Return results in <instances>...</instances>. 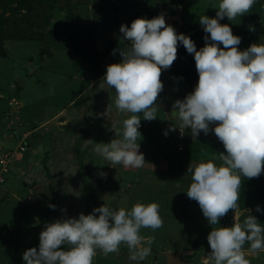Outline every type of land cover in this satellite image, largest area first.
I'll use <instances>...</instances> for the list:
<instances>
[{
	"label": "rangeland",
	"instance_id": "1",
	"mask_svg": "<svg viewBox=\"0 0 264 264\" xmlns=\"http://www.w3.org/2000/svg\"><path fill=\"white\" fill-rule=\"evenodd\" d=\"M219 2L0 0V133L3 136L0 155L16 151L7 178L0 182V264H24L23 253L29 248H39V234L45 224L78 218L81 213L87 215L104 203L113 209L129 210L137 202L159 205L163 226L155 231L141 229L142 236L154 237V241L150 256L139 264H202V258L211 252L207 236L212 228L242 223L250 214L264 226V172L258 178H241L237 213L229 210L217 225H210L198 203L187 197L186 191L192 182L191 175L187 174L190 162H206L225 149L223 146L212 153L207 146L198 152L203 157L193 152L190 158L185 152L178 154L174 150L181 151L179 147H185V137L183 142L172 143V150H164L157 135L149 136L153 130L151 135L165 132L172 118L166 112L169 106L162 105V99L170 96L165 89L158 96V118L152 120L154 122L141 119L142 138L137 143L145 158L143 167L111 165L93 151L94 143L87 142L91 139L96 143H109L115 138V130L122 132L123 120L131 115L116 109L115 90L102 80L107 66L122 59L119 51L113 53L114 49L127 44L122 40L120 26L130 27L137 18L152 19L163 14L166 24L177 34L189 36L199 50L205 46L204 37L209 35L203 31L199 16L214 18ZM220 23L228 24L233 34L241 37L238 45L241 51L253 43L264 44V0H256L249 13L233 21L225 17ZM249 25H253L255 31H250ZM63 56L66 57L64 64L63 60H56ZM44 71L55 72L60 78L63 75L75 77L78 82L74 87L78 92L69 98L58 95L54 102L48 99L50 93H55ZM166 77L178 83L199 79L194 54H189L182 44L178 46L177 59L172 66L162 69L161 81ZM67 83L65 78L60 86ZM32 96L37 98L35 102L40 108L29 111L31 116L26 119V102L29 103ZM72 105L79 106L80 116L87 107L95 108V105L105 109L110 105L111 112L116 113L110 112L104 117L96 109L97 112L84 117L85 123L77 125L70 112L78 108ZM39 111L41 119L33 118ZM97 118L102 122L96 133L92 125ZM109 130L111 136L108 137ZM171 136H180V132L171 131L165 137ZM199 136L203 140L217 138L211 131L208 135L201 132ZM22 145L25 147L21 148ZM215 163L221 162L216 160ZM101 172L106 173V177L100 176ZM50 204L55 205V209L50 208ZM257 206L261 211H256ZM249 248L246 243L245 257L250 264H264V251L253 253ZM93 264L137 262L129 259L127 247L121 245L118 254L111 253L107 257L98 251Z\"/></svg>",
	"mask_w": 264,
	"mask_h": 264
},
{
	"label": "clouds",
	"instance_id": "2",
	"mask_svg": "<svg viewBox=\"0 0 264 264\" xmlns=\"http://www.w3.org/2000/svg\"><path fill=\"white\" fill-rule=\"evenodd\" d=\"M255 3L220 0L214 18L199 16L203 31L209 34L199 50L189 36L177 34L167 25L163 14L137 18L130 27L121 25L119 32L127 44L113 53L119 51L122 59L107 66L102 80L115 90L116 109L131 115L123 120L122 132L115 130V138L109 143L87 140L111 165L143 167L145 158L137 143L142 138L141 119L157 118L158 96L164 87L162 69L172 66L182 44L194 54L199 79L193 92L172 104L171 112L179 123L171 124L164 135L179 129L183 136L187 129L196 140L201 132L208 135L211 131L222 142L225 152L206 162H190L187 168L192 181L187 197L198 203L210 225L219 224L229 210L237 213L242 177L250 180L264 172V44L253 43L241 51V37L234 35L228 24L220 23L225 17L233 21L249 13ZM248 27L255 31L253 25ZM110 112L108 105L99 115L107 117ZM256 211H261L259 206ZM162 226L157 203L137 202L130 210L113 209L104 203L87 215L45 224L39 234V248L27 249L22 258L24 264H93L98 251L107 257L118 254L124 245L129 259L139 264L150 256L154 241V237L142 236L141 229L155 231ZM207 241L211 252L202 258V264H250L244 245L248 243V251L253 253L264 251V226L250 214L242 223L212 228Z\"/></svg>",
	"mask_w": 264,
	"mask_h": 264
},
{
	"label": "crops",
	"instance_id": "3",
	"mask_svg": "<svg viewBox=\"0 0 264 264\" xmlns=\"http://www.w3.org/2000/svg\"><path fill=\"white\" fill-rule=\"evenodd\" d=\"M64 59H66V57L64 58V56H63L62 58H58L56 60H60L59 62H62V60H63V64H64ZM47 70L50 71V70H53V69H47ZM44 73L47 76V78L51 81L50 83L52 84L53 92L55 93L53 95L50 93L49 96H47V98L48 99L51 98L50 100H53V102L58 100V95H60L61 98H64V97H68L69 98V97H72L75 92H78L76 90L77 88L74 87V83L78 82L75 77H71V76L68 77V75H63V78H60V77H57V74L55 72H53L54 74H48L46 71H44ZM166 76H168V74ZM65 78H66V81H68L69 83H67V85L64 86V87H61L60 86V82L62 80H64ZM165 79H164V82L162 80V83H163V86H164L163 90L165 89V93L169 94L170 96L166 97V99H162L163 102L162 101L161 102H162V105H164L163 104L164 102H167V105L169 107H168V110L166 112L169 113L168 116H170V118L172 117L169 120V125H167V127L165 126V129H168L171 124L178 126V123H179L178 119L171 112L172 104L177 99H181L182 100L187 94L193 92L195 87H196V85H197V83H198V80H193L192 81V79H190V80H185V81H182V82L178 83V82L173 81L170 77H166ZM171 90H173L174 92H170ZM33 92L36 93L37 89H35ZM36 99L37 98L32 96V98L29 100V103L26 102L27 103V107H28V116L26 117V119H29L28 117L31 116V114H29V111H31V112L34 111L35 112L37 109L40 108V105L38 104V102H35ZM46 105H47V103H46ZM72 106H73V108L74 107L78 108L77 110L71 109L72 111L70 112V114L72 116V121L75 122L77 125H79V124L81 125L83 122L85 123L86 121H84V117H88L89 114L97 112L96 109L98 110L99 113H103L106 110L105 108H102V106H100V105H95L96 106L95 108L87 107V111L82 116H80L79 112H78V111H80L79 106H76V105H72ZM164 106L166 107V105H164ZM39 113H40V111L35 113V114H33L32 117L36 119V116H38V118L40 117L39 119H41V116H39ZM111 113H116V111L114 110V112H111ZM23 116H24V113H23ZM100 122H102V120L100 118H97L96 123L92 125V128L94 129V132H96V133L100 130V127H101V123ZM152 122H154V121H152ZM210 126H212V125H210ZM156 130H157V128H156ZM177 131H179V129H177ZM41 132H42V130H41ZM153 132H154V130H153ZM152 133L149 132V136L156 137V135H157V138L161 142V145H162L164 150H166V149L167 150H172L173 149V144L172 143L176 142L177 140H181L183 142V137H185L186 142H187V143L184 142L185 143V147L183 148V146H181L182 149H179L181 151H177V148H174V150L176 149L175 152H177L178 154L179 153L183 154L185 152L186 155L188 157H190V158H192V153L193 152H194V154L198 155L199 157H203L198 152H199V150H204L207 146L212 149V153L215 152V151H220L221 149H223L222 142L215 141V140H219L217 138H214V139L211 138V139H204L203 140L201 136H198L196 138V140H192V137L190 135V130H187V129L185 130V134L183 136H181V134H180V136H177V137H175V136L165 137L164 136V131H161V132L158 131V133L156 131L157 134H154V135H151ZM109 136H111L110 130L108 132V137ZM154 137H153V140H154ZM0 143H3V136L1 135V133H0ZM5 143L8 144V141L6 140ZM11 183L14 184L15 181H12Z\"/></svg>",
	"mask_w": 264,
	"mask_h": 264
},
{
	"label": "built area",
	"instance_id": "4",
	"mask_svg": "<svg viewBox=\"0 0 264 264\" xmlns=\"http://www.w3.org/2000/svg\"><path fill=\"white\" fill-rule=\"evenodd\" d=\"M25 145H22L21 148H24ZM182 149V147H179ZM14 155H16V151H5L0 155V182H3L7 178V173L10 171V165L15 160Z\"/></svg>",
	"mask_w": 264,
	"mask_h": 264
},
{
	"label": "bare ground",
	"instance_id": "5",
	"mask_svg": "<svg viewBox=\"0 0 264 264\" xmlns=\"http://www.w3.org/2000/svg\"><path fill=\"white\" fill-rule=\"evenodd\" d=\"M164 104V103H163ZM167 104V102L164 104V105H166Z\"/></svg>",
	"mask_w": 264,
	"mask_h": 264
},
{
	"label": "water",
	"instance_id": "6",
	"mask_svg": "<svg viewBox=\"0 0 264 264\" xmlns=\"http://www.w3.org/2000/svg\"><path fill=\"white\" fill-rule=\"evenodd\" d=\"M166 102H164V104H165Z\"/></svg>",
	"mask_w": 264,
	"mask_h": 264
}]
</instances>
